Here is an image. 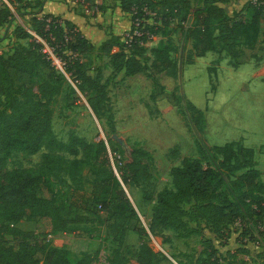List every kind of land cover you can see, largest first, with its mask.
I'll return each mask as SVG.
<instances>
[{
	"label": "trees",
	"instance_id": "trees-1",
	"mask_svg": "<svg viewBox=\"0 0 264 264\" xmlns=\"http://www.w3.org/2000/svg\"><path fill=\"white\" fill-rule=\"evenodd\" d=\"M9 1L13 8L28 15L29 26L17 25L13 29L16 36L26 37L25 43H17L6 53L0 51V94L4 97L0 107V264H91L96 256L82 253L73 259L67 248L49 242L51 236L47 237V233L52 235L51 231L38 237L34 232L15 227L13 222L22 217L46 218L53 231H65L71 222L87 220L86 213L76 211L78 208L99 209L108 220L111 238L120 240L127 219L135 215L134 206L121 183L137 181L139 174L146 170L141 157L147 151L134 147L130 151V161L124 163L115 158L112 162L108 147L112 151L116 147L111 141L107 143L101 137L87 141L71 136L64 145L66 150L74 155L80 154L97 173L93 179L83 180L86 195L71 190L69 196L58 197L41 191V187L47 184L45 173L53 160L49 153H44L38 167H6L10 152H36L51 139L48 103L59 90L58 76L65 75L41 50L42 42L37 37L63 60L66 73L78 89L84 93L89 89L93 91L88 100L97 112V98L104 99L106 94L98 77L87 73L94 49L109 54L114 70L134 73L148 69L154 75L170 66L171 59L167 55L166 43H163L151 48L149 64L141 61L145 45L152 39H148L145 31L155 35L164 28H173L170 24L174 23L190 41L184 61L192 62L195 56L215 50L223 51L230 64L237 66L240 63L239 44L253 49L260 40L264 49V0H243L230 13L224 6L227 0H201L196 5L191 0H118L120 9L129 13L128 29L132 30L137 18L142 33L132 35L127 42L121 33L109 32L98 44H94L71 19L43 11L44 0ZM78 1L93 13L97 8H104L95 0ZM12 7L0 0V25L14 17ZM186 108L192 122L196 123L197 118L203 120L202 110L189 100ZM195 146L198 155H185L180 164L170 167L172 186H164L156 192L151 212L153 222L160 227L180 230L183 234L194 231L186 216L192 220L203 217L211 225L218 226L246 214L256 225L262 224L264 181L255 166L253 149L233 140L222 144L196 140ZM217 153L222 155L221 159H217ZM207 154L211 162L203 164L202 158ZM75 162L76 159L70 160V165L75 167ZM186 203L188 206L184 207ZM137 230L142 232L143 228L137 227ZM259 230L262 229L257 228ZM6 233L20 236L10 242L4 236ZM112 252V257H106L107 264L127 261L117 247ZM154 257L153 249L142 242L136 260L149 264ZM192 264L247 263L234 256H221L206 238Z\"/></svg>",
	"mask_w": 264,
	"mask_h": 264
},
{
	"label": "rangeland",
	"instance_id": "rangeland-1",
	"mask_svg": "<svg viewBox=\"0 0 264 264\" xmlns=\"http://www.w3.org/2000/svg\"><path fill=\"white\" fill-rule=\"evenodd\" d=\"M97 1L104 8H97L94 13L90 8L87 9L88 13L84 12L85 5L79 2L72 0L71 5L74 12L83 11L84 18L97 16V20L86 19L83 31L95 44L113 29L122 33L129 27V13L120 9L118 0ZM242 1L227 0L224 6L230 13ZM191 2L196 5L201 0ZM12 9L14 17L0 25V51L3 53L27 40L24 36H16L13 29L17 25L28 28V15L19 9ZM170 25L173 28L160 30L146 43L145 53L140 58L143 63L149 64L151 48L166 43L170 66L163 67L154 75L148 69L126 73L112 69L109 54L94 49L93 61L87 73L98 77L104 84L106 94L104 99L97 98V112L88 100L93 94L92 90L84 93L69 74L68 77L59 75V90L48 103L51 139L36 152L15 150L6 159L7 168L38 167L44 153H49L53 160L45 173L47 184L41 187V191L65 197L71 194V190L86 195L88 192L83 187V180L97 176L91 164L85 162L80 154L74 155L66 150L64 145L71 136L87 141L100 137L107 143L111 141L116 147L114 151L108 147L112 162L116 158L127 163L131 159L132 148L145 149L147 153L142 155L141 160L146 170L139 174L137 181L121 183L135 209V215L126 221V230L121 239L111 238L108 220L99 209L78 208L76 211L86 213L87 220L71 222L65 231H53L46 218L35 220L22 217L13 225L34 232L38 237L51 231L49 242L67 248L73 259L82 253L96 256L91 264H102V259L112 257L116 247L127 258L124 264H144L136 260L142 242L147 243L156 254L149 264H192L206 238L211 240L223 257L234 256L247 264H264V220L256 225L253 218L242 214L239 218L213 226L203 217L192 220L186 216L188 225L194 231L183 234L180 230L160 227L151 218L156 192L164 186H172L170 167L180 164L185 155H198L196 140L212 144L224 139L219 136V119L223 120L224 127L232 124V129L238 124L245 127L250 121L251 124L261 123L264 127L262 42L259 40L253 49L239 44L240 63L237 66L230 64L223 51L215 50L186 62L183 59L188 54L190 41L183 37L182 30L174 23ZM188 100L202 110V121L197 118L196 123L192 122L186 108ZM3 102L4 97L0 94V107ZM204 111L207 112L206 129ZM256 149L264 153V145L256 146ZM258 157L255 166L259 162V167L264 168L263 155ZM221 158L222 155L217 153V159ZM72 159H76L75 167L70 165ZM207 161L211 162L208 154L202 158L203 164ZM260 178L264 181V174ZM80 197L83 199V196ZM187 206V203L184 204V207ZM137 227H142L143 231L138 232ZM257 228L262 230L257 231ZM246 229L251 233L245 232ZM4 236L12 242L20 235L6 233Z\"/></svg>",
	"mask_w": 264,
	"mask_h": 264
},
{
	"label": "crops",
	"instance_id": "crops-1",
	"mask_svg": "<svg viewBox=\"0 0 264 264\" xmlns=\"http://www.w3.org/2000/svg\"><path fill=\"white\" fill-rule=\"evenodd\" d=\"M95 1L98 2L97 0H95ZM72 3H73L72 0L71 1H69V0H44L42 10L46 11V12H52L55 14H60L63 17L71 19L72 21H74L79 26V28L83 32L84 26L87 23L86 19L97 20V16L88 15V16H86V18H84L85 16L83 15V11H82V13L74 12V10L71 6ZM83 8H84V12L88 13V10H87L88 8H85V7H83ZM125 13H128V12H125ZM129 22H130V20L128 17L127 25H129ZM111 32L118 33V29L117 30L113 29ZM104 38H102V39H104ZM91 41L94 43L93 40H91ZM204 116H206V126H205V129H206V127H207V112H205V111H204ZM222 121L223 120L219 119V122L217 123V125H218V130L220 132L219 136L224 138V139L222 141H213L212 144H222L226 141L233 140V141L239 142L242 145L251 147L253 149L254 160L259 161L258 156L260 154H262L263 158H264V153H259L258 150L256 149V146L264 145V127L262 126L261 123L251 124L252 121H250V123H248V125L245 127H242V124L241 125L238 124V127H235L234 129H232L233 128L231 126L232 124H229L227 127H224ZM239 128H241V129H239ZM259 165H260V163L258 162L257 167L260 170V176H262L264 174V168H262L261 166L259 167Z\"/></svg>",
	"mask_w": 264,
	"mask_h": 264
},
{
	"label": "built area",
	"instance_id": "built-area-1",
	"mask_svg": "<svg viewBox=\"0 0 264 264\" xmlns=\"http://www.w3.org/2000/svg\"><path fill=\"white\" fill-rule=\"evenodd\" d=\"M3 2H5L8 6L12 7V4L10 3L9 0H2ZM75 2H79L78 0H73ZM139 25V21L137 18L134 19L133 21V28L132 30H129L128 28L126 30H124L121 33L122 39H124L125 41L129 42L132 35H140L142 33V30L138 27ZM145 34L147 35L148 39H151L154 37L153 34L149 33L148 31H145ZM41 42H42V47L41 50L46 54V56L48 58L51 59V63L53 64V66L59 70L60 72H62L66 77H68V74L66 73L65 69H64V62L63 60L57 56L56 54H54V52L52 51V49L48 46V44L42 40L41 38L37 37ZM51 233H47V237H50ZM103 262L102 264H107V260L106 259H102Z\"/></svg>",
	"mask_w": 264,
	"mask_h": 264
},
{
	"label": "water",
	"instance_id": "water-1",
	"mask_svg": "<svg viewBox=\"0 0 264 264\" xmlns=\"http://www.w3.org/2000/svg\"><path fill=\"white\" fill-rule=\"evenodd\" d=\"M114 170H115V168H114ZM115 173H116V170H115Z\"/></svg>",
	"mask_w": 264,
	"mask_h": 264
}]
</instances>
